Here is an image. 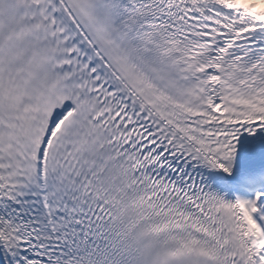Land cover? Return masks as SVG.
Returning <instances> with one entry per match:
<instances>
[{
  "label": "snow or ice",
  "instance_id": "snow-or-ice-1",
  "mask_svg": "<svg viewBox=\"0 0 264 264\" xmlns=\"http://www.w3.org/2000/svg\"><path fill=\"white\" fill-rule=\"evenodd\" d=\"M0 264H264V0H0Z\"/></svg>",
  "mask_w": 264,
  "mask_h": 264
}]
</instances>
